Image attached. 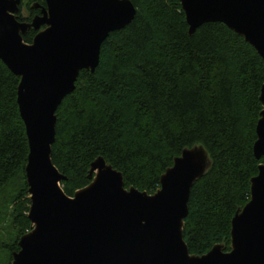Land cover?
Segmentation results:
<instances>
[{
  "label": "trees",
  "instance_id": "1",
  "mask_svg": "<svg viewBox=\"0 0 264 264\" xmlns=\"http://www.w3.org/2000/svg\"><path fill=\"white\" fill-rule=\"evenodd\" d=\"M23 3L30 21L38 11ZM133 20L102 42L91 72L56 110L51 158L72 195L90 182V163L102 156L121 171L125 187L155 192L184 148L201 144L211 164L191 187L183 239L191 254L216 244L230 248L231 219L250 197V179L264 158L253 154L262 110L264 60L222 22L190 34L179 0H131ZM37 30L23 39L31 42ZM19 77L0 59V209L9 206L14 234L0 241V262L11 264L18 240L31 228L25 165L29 152L16 88ZM5 259V260H4Z\"/></svg>",
  "mask_w": 264,
  "mask_h": 264
},
{
  "label": "water",
  "instance_id": "2",
  "mask_svg": "<svg viewBox=\"0 0 264 264\" xmlns=\"http://www.w3.org/2000/svg\"><path fill=\"white\" fill-rule=\"evenodd\" d=\"M192 34L222 22L244 37L264 60V0H179ZM22 0H0V59L19 77L16 102L29 152L25 177L31 228L20 236L11 264H264V161L250 179L249 200L231 219L230 248L214 244L191 254L183 239L194 181L211 161L201 144L184 148L161 174L153 193L125 187L121 171L97 156L90 182L68 195L66 178L51 158L56 110L75 89L82 69L93 72L110 32L129 24L131 0H44L39 13L20 20ZM37 30L31 42L23 39ZM262 110L253 154L264 158Z\"/></svg>",
  "mask_w": 264,
  "mask_h": 264
},
{
  "label": "rangeland",
  "instance_id": "3",
  "mask_svg": "<svg viewBox=\"0 0 264 264\" xmlns=\"http://www.w3.org/2000/svg\"><path fill=\"white\" fill-rule=\"evenodd\" d=\"M32 2L31 0H23L24 4H27V2ZM22 15L28 16V12L26 11L25 7L22 8ZM14 229L11 227V221L9 217V206L6 209L5 207H2L0 209V241H7L8 237L13 236ZM5 260V259H4ZM0 264H2L0 262Z\"/></svg>",
  "mask_w": 264,
  "mask_h": 264
},
{
  "label": "flooded vegetation",
  "instance_id": "4",
  "mask_svg": "<svg viewBox=\"0 0 264 264\" xmlns=\"http://www.w3.org/2000/svg\"><path fill=\"white\" fill-rule=\"evenodd\" d=\"M40 4H42V3H40ZM42 5H44V4H42ZM35 9H36V8H35ZM36 10L38 11L37 13H39V10H40V9L37 8ZM37 13H34V15L37 14Z\"/></svg>",
  "mask_w": 264,
  "mask_h": 264
}]
</instances>
